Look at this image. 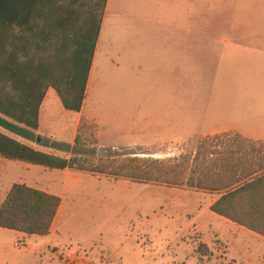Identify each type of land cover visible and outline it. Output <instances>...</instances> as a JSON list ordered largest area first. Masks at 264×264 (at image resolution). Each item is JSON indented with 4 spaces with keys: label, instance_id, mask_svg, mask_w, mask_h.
I'll return each instance as SVG.
<instances>
[{
    "label": "rangeland",
    "instance_id": "1",
    "mask_svg": "<svg viewBox=\"0 0 264 264\" xmlns=\"http://www.w3.org/2000/svg\"><path fill=\"white\" fill-rule=\"evenodd\" d=\"M259 2L207 0L204 10L203 0H196L195 19L180 33L190 36L186 46L195 52L194 60L185 63L184 55H175L169 76L158 65L160 57L153 51L159 42L148 37L147 23L132 33L121 32L126 39L114 41L106 23L98 50L111 46V52L98 71L95 103L91 82L81 114L100 115L102 127L82 119L77 132L59 137L63 144L54 152L74 159L73 169L22 165L29 170H10L16 183L25 178L40 186L42 178H52L58 180L55 190L61 194L66 183L68 194L51 236L23 238L0 228V264H264V237L239 233L211 212L200 223L205 239L211 243L212 231L221 233L233 243L235 262L219 242L211 243L208 252L199 251L203 235L193 223L218 194L190 184L224 165L240 160L244 166L260 164L264 157V142L225 131L264 129V32L253 14ZM240 16L249 18L243 19L241 39ZM184 48L181 41L179 49ZM46 104L57 118L55 131H64L66 123L70 129L80 115L66 110L54 90ZM67 115L72 116L67 120ZM178 134L176 150H157L164 138ZM39 137L40 144H50ZM129 157L166 161L176 169L168 178L179 177L180 185L112 175L110 170ZM96 167L107 173L89 171ZM11 186L3 183L0 201Z\"/></svg>",
    "mask_w": 264,
    "mask_h": 264
},
{
    "label": "trees",
    "instance_id": "2",
    "mask_svg": "<svg viewBox=\"0 0 264 264\" xmlns=\"http://www.w3.org/2000/svg\"><path fill=\"white\" fill-rule=\"evenodd\" d=\"M107 1L0 0L1 128L36 141L49 89L66 110L82 111ZM0 156L54 170L73 169L75 164L74 159L37 151L1 132ZM104 168L89 171L106 174ZM110 171L138 183H181L179 177L168 178L176 173L173 166L154 158L129 157ZM190 184L221 194L212 212L264 237V157L260 164L244 166L240 160L224 165ZM61 203L58 196L14 184L0 207V228L47 236ZM203 248L208 252L204 244L199 251Z\"/></svg>",
    "mask_w": 264,
    "mask_h": 264
},
{
    "label": "crops",
    "instance_id": "3",
    "mask_svg": "<svg viewBox=\"0 0 264 264\" xmlns=\"http://www.w3.org/2000/svg\"><path fill=\"white\" fill-rule=\"evenodd\" d=\"M203 2L204 4L201 3V8L203 9L205 7L204 10H206L207 0H203ZM259 3H260V6H255L253 8V14L255 15V17H257L256 20H258L259 22L258 25L262 26V27L259 26L260 31L264 32V0H260ZM195 12H196V0H157L156 2H154L153 0H108L101 31H100V36H99L93 64H92V69L90 72V77H89L88 86L86 90V97L84 100L83 109L80 113H77L80 115H76L77 119L75 121L74 126L70 127L69 129V127L67 126L68 123H66L65 128H64L65 132L63 130L55 131V121L57 118L55 115H51V107H49V105L47 107V104H46V99L48 97V94L49 92L53 90V89H49L47 92L46 98L44 100V103L41 107L39 128L37 131H35L36 141H37L36 146L31 145V142H34V141L24 139L9 131L4 130L1 127H0V132L21 142L22 144L32 147L33 149L37 151H40L43 153H53L57 156H60L54 152L57 149H60V146L63 144L59 137H61L62 135H64V133L71 131V130H75V132H77L82 119H86L88 121L93 120L94 123L99 124L102 127L100 115H81V114H83V111L87 104L86 102H87V97L89 96V88H90L91 82L94 85L92 101H94L95 103L96 82L99 79L98 71H99V68L102 67L106 63V52L109 49L111 52V46L107 51H104L102 53H99V50H98L100 42H101V38L106 29V23L108 24L107 25L108 32H109V35L111 36L110 40L112 41L116 40L117 37L126 39L120 36L121 32L130 31V33H132L138 30V26H141L142 22L147 23L148 24L147 30H149L148 37L150 39H153L159 42V46L157 47V49H155V51H153L156 53L157 56L160 57V61L158 65L161 67V69L165 70V76H169V73L171 72L172 67H173L172 57H174L175 55L176 56L184 55L185 63H187L191 57L194 60L193 57L195 56V52L191 53L190 49L188 50V46H186L188 44L190 45V36L185 35V37L183 38L180 36V33L182 31L187 32L190 29L191 18L195 17ZM243 19L245 21L246 19L249 20V18L245 16H243V18L241 16L238 17L237 28L241 30L240 39L242 36L243 27L245 28V25H246L243 22ZM256 35L257 34H255V36ZM250 38H251V34L248 33L245 36V39L246 41H249ZM181 41H184L185 43L184 50L179 49V47L181 46ZM250 44H251V40H250ZM236 50L241 52V47L237 45ZM194 66H195V62H194ZM171 95H173V93H171ZM67 116H68L67 117V120H68L69 117L72 115H67ZM224 130L225 129H223V131ZM225 131L235 132L237 135L242 136L243 138H248L256 142H261V141L264 142V129H255V130L226 129ZM39 136H41L44 139H49L50 144L47 146L40 144L41 138ZM39 138H40V141L38 142ZM180 142H181L180 134H178L176 138L175 137H169L167 139L164 138L162 140L163 147L162 148L160 147L157 150L162 151V152L174 151L176 150L175 147L181 144ZM65 158L70 159L68 157H65ZM22 165L29 166V167L35 166V165L23 163V162L11 161V160L5 159L0 156V189L4 182H12L11 188L13 187L14 184H20V183H16L15 180L10 179V176L12 174H15V172H10V170L14 168H22L25 171L29 170L28 167L24 168L22 167ZM43 170L47 171L49 169L43 167ZM67 170L68 169L64 171H67ZM57 182L58 180H55L52 178L50 179L42 178L39 184L40 186H37V185H32L30 183H27L25 178L23 180V184L27 183L25 185L29 187H32V188H35V189H38V190H41V191H44V192L60 197L62 200L60 210H59L60 212L66 202V196L68 194V185L65 183L64 189L62 190L60 194L54 188V185ZM10 190L6 191V193L2 196V200L0 201V207L2 203L5 201ZM205 191H208V190H205ZM208 192H213V191H208ZM213 193L218 194L217 198L209 201L207 208L202 213H200L197 218H195L194 223H193L194 229L195 230L199 229V231L202 233L203 244L206 245L208 249L212 248L210 247V245L211 243L214 244V242H219L221 245H225L226 256L228 257L229 261L234 263L235 260H232L230 256L233 243H230L227 240V238H225L224 236H222L221 233H218L215 230L212 231L213 237H212L211 243H209L205 239L206 234L204 233V230H202L200 227V223H201V220L203 219V216L207 213L210 214V212L214 213L212 212L211 207L221 197V194H219L218 192H213ZM59 212H58V215H59ZM58 215L52 226L50 234L44 237H49L55 232L54 228H55V223L57 221ZM215 215L218 216L217 214ZM218 218L223 223L233 226L234 228H237L239 233L245 234V232H247L248 235L253 236V237L255 236L263 237L223 217L218 216ZM5 231L13 232L15 235L17 236L19 235L23 238L28 237V235L24 233L14 232L10 230H5Z\"/></svg>",
    "mask_w": 264,
    "mask_h": 264
},
{
    "label": "water",
    "instance_id": "4",
    "mask_svg": "<svg viewBox=\"0 0 264 264\" xmlns=\"http://www.w3.org/2000/svg\"><path fill=\"white\" fill-rule=\"evenodd\" d=\"M39 141H40V138L38 139V142H39ZM103 152H104V151L101 150V151H100V155L103 154Z\"/></svg>",
    "mask_w": 264,
    "mask_h": 264
}]
</instances>
